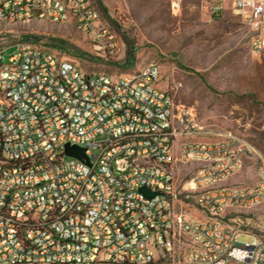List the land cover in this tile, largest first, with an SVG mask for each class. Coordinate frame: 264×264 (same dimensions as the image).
<instances>
[{
  "label": "built area",
  "instance_id": "obj_1",
  "mask_svg": "<svg viewBox=\"0 0 264 264\" xmlns=\"http://www.w3.org/2000/svg\"><path fill=\"white\" fill-rule=\"evenodd\" d=\"M201 3L238 16L264 58V0ZM38 21L75 27L106 60L119 55L94 0H0V26ZM4 52L0 264H264L263 152L176 105L157 85L158 61L115 76L30 44ZM245 175L251 183L236 180Z\"/></svg>",
  "mask_w": 264,
  "mask_h": 264
},
{
  "label": "rangeland",
  "instance_id": "obj_2",
  "mask_svg": "<svg viewBox=\"0 0 264 264\" xmlns=\"http://www.w3.org/2000/svg\"><path fill=\"white\" fill-rule=\"evenodd\" d=\"M94 1L117 32V58L96 55L83 33L51 21L1 25L0 51L5 49L6 57L17 45L30 44L75 61L88 73L115 76L156 60L157 85L171 92L176 105L193 108L202 124L232 131L264 154V58L251 52V32L238 16L229 11L213 16L201 0H181L179 9L172 0H101L102 6ZM177 171L181 182L187 170ZM236 180L252 181L248 175Z\"/></svg>",
  "mask_w": 264,
  "mask_h": 264
},
{
  "label": "water",
  "instance_id": "obj_3",
  "mask_svg": "<svg viewBox=\"0 0 264 264\" xmlns=\"http://www.w3.org/2000/svg\"><path fill=\"white\" fill-rule=\"evenodd\" d=\"M65 154L69 157L85 160L88 163V157L85 154V149L76 145L65 144ZM140 191L148 197L155 195V192H150L146 187H141Z\"/></svg>",
  "mask_w": 264,
  "mask_h": 264
},
{
  "label": "trees",
  "instance_id": "obj_4",
  "mask_svg": "<svg viewBox=\"0 0 264 264\" xmlns=\"http://www.w3.org/2000/svg\"><path fill=\"white\" fill-rule=\"evenodd\" d=\"M97 2H98V4L99 5H101L102 6V2H101V0H97ZM221 14H213V16H220ZM129 62H128V64L127 65H129L130 66V62H131V60H128Z\"/></svg>",
  "mask_w": 264,
  "mask_h": 264
}]
</instances>
